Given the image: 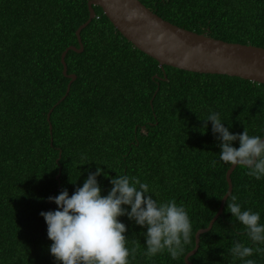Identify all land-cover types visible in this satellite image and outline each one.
I'll use <instances>...</instances> for the list:
<instances>
[{
  "label": "trees",
  "instance_id": "1",
  "mask_svg": "<svg viewBox=\"0 0 264 264\" xmlns=\"http://www.w3.org/2000/svg\"><path fill=\"white\" fill-rule=\"evenodd\" d=\"M88 1L0 0V264H60L49 252L40 213L56 210L47 198L64 189L71 196L96 162L106 164L100 167L109 177L127 174L148 183L161 202L183 205L192 221L190 242L173 260L167 252L145 256L140 233L146 229L120 217L127 246L136 250L130 264H187L196 232L209 225L228 189L230 166L218 160L219 141L203 119L216 111L230 132L245 127L264 136V84L163 69L95 5L96 17L81 32L84 50L65 56L67 72L77 78L59 102L70 82L62 53L79 47L76 31L89 18ZM141 1L187 29L264 47V0ZM246 172L234 169L230 195L264 223V180ZM98 180L107 195L109 180ZM226 207L227 201L201 234L193 264H243L231 257L232 244L254 246ZM250 258L264 264V254Z\"/></svg>",
  "mask_w": 264,
  "mask_h": 264
},
{
  "label": "clouds",
  "instance_id": "2",
  "mask_svg": "<svg viewBox=\"0 0 264 264\" xmlns=\"http://www.w3.org/2000/svg\"><path fill=\"white\" fill-rule=\"evenodd\" d=\"M203 121L206 130L207 122H211L212 134L219 141L220 162L246 169V174L257 181L264 180V136L249 135L245 127L242 133L230 132L231 124L225 127V121L216 111H210ZM234 143H238V147H234ZM217 162L213 159L210 164L215 167ZM96 164V170L88 171L83 185L71 196L64 189L57 196L47 198L57 206L54 211L40 213L47 226V238L52 241L49 246L52 257L60 264H130L129 258L136 250L127 246L128 227L120 217H127L136 226L146 229L140 233L146 241L145 256L153 258L167 252L173 260L179 257L192 234V221L186 208L175 200L161 202L155 190L138 177L117 172L115 177H109L100 167L106 164ZM101 176L111 184L107 195H102L98 180ZM224 197H227L226 211L231 213L232 222L234 219L244 228L254 245L250 247L235 241L229 253L243 264H256L250 257L264 254L261 215L242 209L235 195Z\"/></svg>",
  "mask_w": 264,
  "mask_h": 264
},
{
  "label": "water",
  "instance_id": "3",
  "mask_svg": "<svg viewBox=\"0 0 264 264\" xmlns=\"http://www.w3.org/2000/svg\"><path fill=\"white\" fill-rule=\"evenodd\" d=\"M95 5L102 8L104 14L123 36L135 47L155 58L163 69L168 65L199 73L238 76L264 84L262 46L216 39L207 33H198L179 26L151 10L141 0H89V18L76 31L79 47L71 45L62 53L64 73L70 78V82L66 94L59 102L68 95L72 83L77 78L76 74L67 72L65 56L69 50L77 52L84 50L81 32L96 17ZM50 126L52 128L51 124ZM235 168L230 166L226 173L228 189L225 195L232 193L231 174ZM224 196L218 212L209 225L196 232L195 247L185 257L187 264H193L190 257L199 248L201 234L210 231L223 213L227 201V197Z\"/></svg>",
  "mask_w": 264,
  "mask_h": 264
}]
</instances>
